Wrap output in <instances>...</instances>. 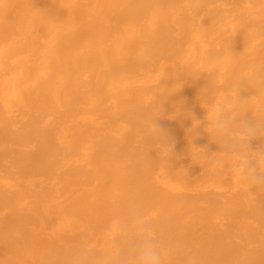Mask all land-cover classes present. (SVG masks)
Returning a JSON list of instances; mask_svg holds the SVG:
<instances>
[{
    "label": "bare ground",
    "instance_id": "bare-ground-1",
    "mask_svg": "<svg viewBox=\"0 0 264 264\" xmlns=\"http://www.w3.org/2000/svg\"><path fill=\"white\" fill-rule=\"evenodd\" d=\"M253 70L264 0H0V264H101L137 223L163 264H264L241 117L200 102L236 106ZM238 94L257 150L264 84Z\"/></svg>",
    "mask_w": 264,
    "mask_h": 264
},
{
    "label": "clouds",
    "instance_id": "clouds-1",
    "mask_svg": "<svg viewBox=\"0 0 264 264\" xmlns=\"http://www.w3.org/2000/svg\"><path fill=\"white\" fill-rule=\"evenodd\" d=\"M261 84H264V75L253 70L250 72L248 78L241 81L237 87L238 103L236 106H232L224 99H221L218 92L209 87L208 82L205 87L201 89H207L204 94V99L199 100L201 105H206V107H203L207 113L206 119H208L211 125L216 129H223L228 121L236 116L241 117V127L244 129L242 137L244 144L243 146H233L235 157L238 161L237 167L241 177L248 185L264 188V147L253 150L250 144V141L256 137L259 127V125L250 123L247 117V113L252 111L249 107V101L252 96L248 99H240L238 94L242 85L253 89L255 93L256 88ZM181 87L182 82L179 84V88ZM210 97H214L212 103H208ZM187 115L190 116L191 114L187 113ZM200 126L201 121L193 118L192 125L188 131L194 132ZM152 128L154 134L160 131L154 121H152ZM192 148L197 150L200 149L193 145L190 148V154ZM164 155L168 157L172 156L171 144L166 146ZM196 259L195 256L190 257L189 264H196ZM101 264H163V261L157 244L154 241L153 234L137 223L136 226L127 230L122 235L119 243L113 250L107 253Z\"/></svg>",
    "mask_w": 264,
    "mask_h": 264
}]
</instances>
